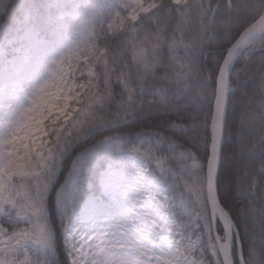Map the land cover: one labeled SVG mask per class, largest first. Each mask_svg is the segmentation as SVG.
Listing matches in <instances>:
<instances>
[{
  "label": "trees",
  "instance_id": "obj_1",
  "mask_svg": "<svg viewBox=\"0 0 264 264\" xmlns=\"http://www.w3.org/2000/svg\"><path fill=\"white\" fill-rule=\"evenodd\" d=\"M84 1L88 4H82L79 8L82 16L76 19L63 17L64 21L61 23L59 15L66 13L73 6L68 0H0V55L14 37L40 23L42 25L39 30L40 37L50 44L61 59L76 67L84 89L81 102L75 106L71 118L51 133L48 155L43 161L40 173L32 174L25 171L26 168H34L41 163L36 157L28 154L22 160L9 156L12 164L7 169L0 167V172L5 173L11 181L9 191L13 194L12 199L18 201L17 206H25L32 211L31 201L27 197L40 184L36 177L48 168H53L57 173V180L62 184L71 185L77 180H86L81 187L80 196L77 197L75 213H69L72 221L87 199L102 196L97 179L105 168L94 166L91 170L84 169L81 175L83 163L81 157L89 154L92 158L108 164L123 153H133L145 160L156 178H160L162 173L167 183L175 186L172 195L177 199L185 184L195 185L197 188L203 186L204 191L198 193L200 202L196 207L204 217H208L209 205L204 207L203 199L206 191L207 158L210 156L213 141V122L209 121L212 112L211 84L203 90L206 98L200 96L201 89L197 87L195 77L192 80H180L177 85H173V88L184 90L182 95L186 107L180 111H174L171 105L167 108L162 105L151 106L148 104L151 96L146 94L142 98L137 97L138 101L143 100L144 107L126 120H117L114 109L108 107L107 99L94 102L86 116L81 117L82 108L89 102V98L95 101L97 97L107 95L99 90L103 73L97 69V65H102L106 61L96 57V44L82 43L85 39V29L94 21L96 13L104 14L95 23L97 29L99 24L111 15L109 10L103 7L105 0H75L76 3ZM228 2L238 5L231 23L218 25L215 30L210 29L207 39L197 49L198 52L200 50L204 52L202 60L198 62L204 79H207L209 73L215 76L216 61L221 50L234 40L236 43L250 26L264 16V3H261V0ZM155 3L159 6V11L153 16V23H159L161 29L170 27L169 38L175 36L177 39L174 51L166 45L160 54L165 60L170 55L175 57L177 70H180L179 65L185 63L184 44L197 35L199 18L209 0H189L187 6L177 5L176 0H155ZM17 4L23 6L19 9L18 15L9 20L3 9L6 5L12 7ZM241 5L244 7H239ZM225 11L222 9V12ZM49 18L51 24L46 23ZM145 31L150 29L146 28ZM238 33L239 38L236 39ZM261 49H264V36L247 49L234 66L230 80L233 92L229 100L217 179L220 201L236 220L240 228V241L245 249L249 243L250 231L254 228L259 239L261 223L264 222V215L260 211L264 209V172L260 170L264 161L260 159L259 149L264 133L260 128L258 115L264 112V76L261 75L264 71V53L260 52ZM103 51L106 49H102ZM120 95V87H115L112 102L114 103ZM173 120L186 125L187 131L172 130L170 125ZM112 121L115 123H110ZM155 133L170 137L178 147L175 151H167L161 155L155 147V135H152L151 139L146 135ZM105 137H108L107 141ZM69 140L71 146L61 155ZM57 144L61 146V151H57ZM6 148L9 151L10 145L8 144ZM181 153L188 155L182 156ZM194 160L204 167L193 169ZM257 178L259 185L255 191L258 195L253 201L240 193H246L249 184ZM48 195L51 197L48 200V226L55 233L53 241L55 252L45 254L39 246L28 247V256L25 259L29 260L30 264H71L64 231L69 224V217L62 215L61 209L57 207L55 195L51 192ZM187 196L185 191V197ZM63 206L66 209L72 208L70 192L63 195ZM182 219L188 222L187 217ZM17 227L23 228L24 225L20 224ZM202 249L208 264H215L216 259L220 258V255L213 256V252L218 254L219 252L212 230L202 238ZM3 251L4 248L0 246V252Z\"/></svg>",
  "mask_w": 264,
  "mask_h": 264
},
{
  "label": "snow or ice",
  "instance_id": "obj_2",
  "mask_svg": "<svg viewBox=\"0 0 264 264\" xmlns=\"http://www.w3.org/2000/svg\"><path fill=\"white\" fill-rule=\"evenodd\" d=\"M261 3H264V0H261ZM22 6V4L12 7L6 5L3 11L6 17L11 20L18 15V11ZM103 7L109 10L111 15L103 23H100L99 29H97L95 23L104 14L103 12L96 13L94 21L90 22L89 27L85 29V39L82 43L96 44V57L106 61L102 65H97V69L103 73L99 90L102 93H107V95L97 97L95 101L89 98V102L82 108L81 117L86 116L94 102L107 99L109 101L108 107L114 109L117 120H126L136 115L137 111L144 107L143 100L138 101L137 97L142 98L146 94L151 96L148 101L149 105H162L165 108L171 105L174 111H180L186 107L182 95L184 90L178 87L173 88V85H177L180 80H192L195 77L197 87L201 89L200 96L202 98H206L203 90L209 84L212 86V103L210 105L212 112L209 121H225L228 91L225 75L227 73V76L230 77V69L236 64V60L233 58L235 40L221 50L216 61V74L213 76L209 73L207 79L202 77L201 67L198 63L202 60L204 52L203 50L198 52L197 49L207 39L210 29L215 30L218 25L231 23L238 5L229 3L228 0H222V2L221 0H215V2L209 0L205 11L199 18L197 35L184 44L185 63L179 65L180 70H177L175 57L170 55L165 60L160 54L166 45L174 51L177 39L175 36L169 38L170 27L161 29L159 23H153V16L159 11V6L155 3V0H105ZM222 9L226 11L222 12ZM63 21L64 18L61 17L59 22L62 23ZM46 23L51 24V18ZM41 26L40 23L35 24L30 29L31 34L38 35ZM146 28L150 31H145ZM238 38L239 33L236 39ZM97 41H99L98 44ZM181 41H183V38H181ZM43 47L47 49L49 46L44 45ZM102 49H106V51L102 52ZM260 52L264 53V49H261ZM44 58L41 54L25 58L20 62V67L15 72L11 82L0 81V125L7 122L11 127L9 138L7 140L0 138V167L4 169L12 164V160L8 159L9 156L15 159V147L8 151L6 146L8 144L15 146L19 134L29 125L31 114L39 106L47 90L54 81L58 82L60 80L58 73L52 71L48 79L38 85L33 84V79L42 70ZM94 61L95 58H93ZM52 62L64 64L62 60H53ZM261 75L264 76V71L261 72ZM113 81H115V84H113ZM115 87H120L121 95L113 103ZM29 90H31L30 102L26 106H21L18 111H14L20 100L26 98ZM258 115L260 128L264 133V112ZM110 123H115V121ZM170 127L172 130L183 129L187 131L186 125L179 124L175 120L171 121ZM146 135H149L150 139L152 135H155V147L161 155L167 151H175L178 147L174 140L161 133ZM104 139L107 141L108 137ZM70 146L71 141L69 140L67 147H64L61 151V146L57 144V151H61L62 155L63 151H67ZM259 149L260 159L264 161V139L261 140ZM181 155H188V153H181ZM81 159L83 161L81 175L84 169L91 170L94 166L101 169L109 167L106 162L98 161L89 154H85ZM207 160L209 173L206 177V187L214 194V198L220 202L227 220L225 221L217 216L213 223V218L210 215L204 217L203 213L197 210L196 205L200 202L198 193L204 191L203 186L197 188L195 185L185 184L184 190L180 192L177 199L172 195L175 186L168 184L161 173L160 178L153 177V180L154 184L158 186L159 198L162 201V205L158 209L161 213V222L165 223L166 229L172 234L169 236L166 250L172 253L173 250L183 249V255L178 264H201L197 253L188 245V241L193 233H199L200 237L203 238L206 233H211L214 227L215 234L213 238L225 240L227 247V251L222 254L213 252L214 257L222 255V258L216 259L215 264H264V222L261 223L259 239L254 228L250 231L247 249L243 244L238 243L240 228L231 212L220 201L218 188L216 187L219 154L215 147H213ZM192 167L196 169L204 166L194 160ZM260 170L264 172V164L261 165ZM36 178L40 180V184L27 197L31 201L32 211H28L23 206L18 207V201L15 199L9 202V198L13 194L7 191V186H5L6 191L3 195L4 214L0 216V246L4 248V251L0 252V258H2L3 264H30V261L25 259L28 256V239H32V243L41 247L45 254L49 252L54 254L53 241L55 233L48 226V200L51 198L48 195L49 192L55 195L57 207L61 209L62 215L69 217V224L64 230L66 238L71 234L72 225L69 213H75L77 197L80 196L82 185L87 181L77 180L71 185L68 183L62 184L57 180V173L53 171V168L46 169ZM258 185L259 179L257 178L249 184L246 193L240 194L255 201L258 195L255 189ZM185 191L188 194L187 198L185 197ZM69 192L72 196V208L66 209L63 206V195ZM207 205L208 192L205 191L203 206L207 207ZM260 211L264 215V209ZM183 217L188 218L187 223L182 219ZM79 223L83 226L84 221L81 220ZM20 224H23L24 227L18 228L17 225ZM92 231H95V229L93 228ZM33 232L39 233L34 239L32 238ZM172 236H175L180 243L172 240ZM96 239H99V236ZM152 247H155V245H152ZM160 247L163 252L164 245L161 244ZM102 248L103 245L101 244L97 250L99 251ZM109 261L110 264H122L119 254H116V258L109 257ZM73 264H79V262H73ZM86 264H92V261H86ZM133 264H140V262L134 261Z\"/></svg>",
  "mask_w": 264,
  "mask_h": 264
},
{
  "label": "rangeland",
  "instance_id": "obj_3",
  "mask_svg": "<svg viewBox=\"0 0 264 264\" xmlns=\"http://www.w3.org/2000/svg\"><path fill=\"white\" fill-rule=\"evenodd\" d=\"M68 2L73 6L66 13L60 14V18L80 17L83 14L79 8L82 4H88L87 1ZM188 3L189 0H176L179 6H187ZM30 29L32 27L14 37L0 55V81L11 82L20 67V62L38 54L45 58L42 70L33 79V84L38 85L48 79L52 71H56L60 76V80L54 81L31 114V121L19 134L15 146L9 144V151L15 147V157L18 160H22L28 154L41 162L37 167L25 169L27 173L34 174L40 173L43 168V161L49 151L51 133L71 118L75 106L81 102L84 89L76 67L61 59L47 41L39 34L32 35ZM44 45L49 47L45 49ZM53 60H62L64 64L53 63ZM30 100L31 90L26 94V98L20 100L14 111L26 106ZM10 133L11 127L7 122L0 125V138L7 140ZM108 165L109 167L105 168L97 179L102 196L89 198L86 205L83 203L71 221V234L67 238L65 236L71 264L73 262L86 264L89 260L92 264H110L109 257L116 258V254H119L122 264H133L134 261H139L140 264H178L183 249L173 250L172 253L166 250L169 236L172 234L166 229L165 223L161 222V213L158 209L162 201L149 165L133 153H123ZM10 184L11 181L6 174L0 172V216L4 214L5 186L9 191ZM12 200L10 197L9 202ZM23 207L28 210L27 207ZM81 220L84 221L83 226L79 223ZM93 228L95 231H92ZM37 235L38 232H33L32 238ZM97 236L99 239H96ZM172 240L180 243L175 236H172ZM27 243L29 248L37 247L32 243V239H28ZM101 244L103 248L98 251L97 248ZM161 244L164 245L163 252ZM188 245L197 253L201 264H208L203 255L202 238L199 233L192 234ZM0 264H3V260Z\"/></svg>",
  "mask_w": 264,
  "mask_h": 264
},
{
  "label": "water",
  "instance_id": "obj_4",
  "mask_svg": "<svg viewBox=\"0 0 264 264\" xmlns=\"http://www.w3.org/2000/svg\"><path fill=\"white\" fill-rule=\"evenodd\" d=\"M264 17L260 19L258 22L253 24L251 27H249L238 39V41L235 43V47L233 49V58L237 60L241 57V55L253 44L256 40H258L261 36H264ZM234 67H231L230 69V77L227 76V73L225 75V78L227 79V85H228V91H227V111H226V118L225 121L217 120L213 122V142L211 146V152L213 150V147H215V150L219 154V166L221 163V157H222V148H223V142H224V136H225V128H226V121H227V112H228V105H229V98L230 94L232 93L231 87H230V78L232 74V70ZM210 152V155H211ZM219 166L216 174V187H217V176L219 171ZM209 173V167L207 166V176ZM206 176V177H207ZM207 183V182H206ZM206 191L208 192V203H209V209L211 213V217L213 218V223L215 222V218L217 216H220L225 221L227 220L226 216H224L223 210L220 206V202L217 201L214 198V194L208 190L206 187ZM213 236L215 234V228H212ZM215 242L218 247V251L220 254L227 251L226 247V241L225 243L222 242V240L215 239ZM239 244H241L240 238H239ZM224 246V247H222ZM222 258V255H220Z\"/></svg>",
  "mask_w": 264,
  "mask_h": 264
},
{
  "label": "bare ground",
  "instance_id": "obj_5",
  "mask_svg": "<svg viewBox=\"0 0 264 264\" xmlns=\"http://www.w3.org/2000/svg\"><path fill=\"white\" fill-rule=\"evenodd\" d=\"M263 32H264V30H263Z\"/></svg>",
  "mask_w": 264,
  "mask_h": 264
}]
</instances>
